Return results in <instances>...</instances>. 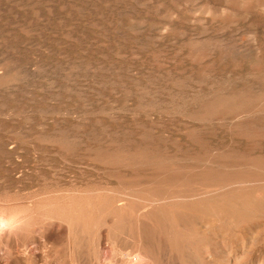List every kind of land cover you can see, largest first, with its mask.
<instances>
[{
	"label": "rangeland",
	"instance_id": "obj_1",
	"mask_svg": "<svg viewBox=\"0 0 264 264\" xmlns=\"http://www.w3.org/2000/svg\"><path fill=\"white\" fill-rule=\"evenodd\" d=\"M263 150L264 0H0V264H264Z\"/></svg>",
	"mask_w": 264,
	"mask_h": 264
},
{
	"label": "bare ground",
	"instance_id": "obj_2",
	"mask_svg": "<svg viewBox=\"0 0 264 264\" xmlns=\"http://www.w3.org/2000/svg\"><path fill=\"white\" fill-rule=\"evenodd\" d=\"M233 3H234V2H233ZM27 4H28V3H27ZM232 6H233V5H232ZM51 12H52V11H51ZM47 13H48V12H47ZM61 13H62V12H61ZM64 13H65V12H64ZM12 18H13V17H12ZM16 19H17V18H16ZM17 38H18V37H17ZM1 72H2V71H1ZM5 76H6V75H5ZM258 93H259V91H258ZM239 117H240V116H239ZM237 118H238V117H237ZM241 118H243V117H241ZM254 150H255V149H254ZM263 151H264V150H263ZM254 153H255V152H254ZM258 153H259V152H257V154H258ZM259 154H260V153H259ZM252 155H253V154H252ZM226 156H227V155H226ZM190 161H191V160H190ZM209 162H210V161H209ZM219 162H220V161H219ZM204 163H205V162H204ZM187 166H189V165H187ZM201 166L203 167V165H201ZM199 167H200V166H199ZM202 167H201V168H202ZM201 168H200V169H201ZM249 176H250V175H249ZM143 180H144V179H143ZM146 181H147V180H146ZM147 182H150V181L148 180ZM151 182H152V181H151ZM125 183H126V182H125ZM217 191H219V190H217ZM172 194H173V193H172ZM173 195H174V194H173ZM164 196H165V195H164ZM154 199H155V198H153V200H154ZM123 202H124V201H123ZM124 205H125V204H124ZM141 209H142V208H141ZM138 211H139V210H138ZM136 214H138V213H136ZM228 220H229V219H228ZM137 222H138V221H137ZM224 222H225V221H224ZM139 224H140V223H139ZM204 226H205V225H204ZM204 226H203V227H204ZM211 234H212V233H211ZM212 236H213V235H212ZM222 236H223V235H222ZM233 238H234V237H233ZM235 239H236V238H235ZM139 240H140V238H139ZM211 240H212V239H211ZM213 240H214V239H213ZM214 241H216V239H215ZM111 242H112V241H111ZM107 243H108V242H107ZM221 243H222V242H221ZM216 244H217V243H216ZM218 244H220V243L218 242ZM224 244H225V243H224ZM224 244H222V245H224ZM224 246H225V245H224ZM113 247H114V246H113ZM215 247H216V246H215ZM219 247H220V246H219ZM222 248H223V247H222ZM111 249H112V247L110 246V249H109V250L111 251ZM224 249H225V248H224ZM224 249H223V250H224ZM114 250H115V249H114ZM117 251H118V250H117ZM220 251H221V250H220ZM112 252H114V251H112ZM118 252H120V251H118ZM125 252H126V251H125ZM138 252H139V251H138ZM229 252H230V251H229ZM120 253H121V252H120ZM136 253H137V252H136ZM113 254H114V253H113ZM113 254H112V255H113ZM115 254H117V252H115ZM115 254H114V255H115ZM122 254H124V253H122ZM127 254H128V253H127ZM118 255H119V254H118ZM222 257H223V256H222ZM223 258H224V257H223ZM225 259H226V258H225Z\"/></svg>",
	"mask_w": 264,
	"mask_h": 264
}]
</instances>
